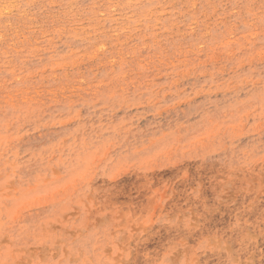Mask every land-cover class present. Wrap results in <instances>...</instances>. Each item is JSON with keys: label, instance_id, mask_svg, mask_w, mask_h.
I'll return each mask as SVG.
<instances>
[{"label": "rangeland", "instance_id": "1", "mask_svg": "<svg viewBox=\"0 0 264 264\" xmlns=\"http://www.w3.org/2000/svg\"><path fill=\"white\" fill-rule=\"evenodd\" d=\"M0 264H264V0H0Z\"/></svg>", "mask_w": 264, "mask_h": 264}]
</instances>
